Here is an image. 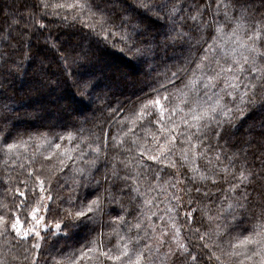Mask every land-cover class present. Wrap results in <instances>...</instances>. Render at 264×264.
<instances>
[{
	"label": "snow or ice",
	"instance_id": "6c2138e0",
	"mask_svg": "<svg viewBox=\"0 0 264 264\" xmlns=\"http://www.w3.org/2000/svg\"><path fill=\"white\" fill-rule=\"evenodd\" d=\"M61 7L79 8L81 16L84 10H87L89 18L94 23L86 24V27H90L93 31L98 29L97 35L103 37L104 43L110 44L113 48L119 46L120 51L127 54L132 62L141 67L146 66L149 71L153 66L159 67L165 61L172 62L171 65L165 64V67L176 70L171 72L170 78L166 73L164 83L150 89L149 94L157 93L156 98L147 100L130 123L135 127L137 121L148 120L160 125L163 135L159 138L154 136L153 141L162 142L159 143L155 154L147 156L150 161L165 162L175 147L177 136L173 133L179 125L175 124L172 118L177 115V110L183 113L181 123L185 129L179 133L186 138V147L182 152L183 159L188 160L189 150L193 155L197 149L202 153L215 151L216 164L213 165L212 161H209L207 174L197 176L198 169H190L191 176L187 172L177 171L175 183L166 181L175 190L171 195V200L175 204L169 207L168 211L175 212L177 218L183 216L194 238L199 241L205 240L206 237L211 239L207 231L201 232L203 218L199 220L196 218L195 213L199 209L194 205H199L204 200L214 203L218 198L219 210L214 218L219 221L216 225L217 235L223 231L224 235L230 237L229 247L232 251L225 253L220 245L215 243L212 245L205 243L202 247L196 244L195 247L200 249L199 253L195 249L190 251L191 245L180 244L173 247L165 238L166 232H160L155 247L151 245L136 247L140 243V237L137 235L132 238L135 244L125 243L119 249V255H113L111 249L104 250L103 244H100L97 249L85 246L80 256H76L75 259L63 257L62 260H58L57 256H62L63 249H57L56 243L67 237L57 236L51 228L42 233L39 229L45 217L37 218L35 214L37 209H33L29 214L32 217L31 222L27 219L24 221L26 224L31 223V227L27 229L21 228L19 217L11 220V214H7V218L0 215V238H5V245L14 241L13 251L21 249L26 254V264H77V261L86 258L94 251H98L99 256L117 264H162L160 249L165 245L167 250L162 255L168 264H201L205 250L210 251L209 262L215 260L224 264L221 256H228L235 257L233 264H264V118L259 123V131H257V123L253 121L246 129V133L237 135L240 125L244 122L241 117L247 119L246 113L255 111L257 106L264 109V12L260 11L264 9V0H258V6L256 0H163V2L162 0H108L103 7L96 4L95 0H85L84 4L75 6L51 4L49 0H31L26 15L13 11L10 16L7 13L5 16L11 20L9 28L19 27L20 21H24L29 27L37 29L32 35H37L38 32L39 36L47 40L51 32L45 36L43 30L46 25L41 21L49 15L59 14L57 11L50 12L49 9ZM146 16L155 17L160 22L159 25L148 26L144 20ZM24 30L26 31L27 27ZM53 47L56 45L53 44ZM74 51L76 50L65 49L62 54L61 58L65 61L66 68H71L73 64H78L79 68H87L96 59L90 47L87 50L81 49L75 56L72 55ZM201 51L202 54L197 56ZM9 60H12V53L0 51V101L6 99L11 102L15 97L2 95L5 81L11 76L12 82L8 86L12 87L18 78L23 77L26 81L29 77L28 68L24 67L22 62L12 60L9 64ZM189 68L192 69L191 75ZM70 74L75 76L73 94L50 99L47 103L55 110L66 113L73 124L79 117H83L84 122H87L84 112H80L77 106H91L90 110L93 106L97 110L107 107V104L111 103L109 93L101 88L100 74L95 71H73ZM156 79H160L159 74ZM177 84L180 85L179 88L176 87ZM36 85L33 87L38 93L43 87H49L51 90L48 77L36 81ZM168 89H171V92ZM161 91L164 92L163 97L159 95ZM162 99L171 105L167 109L169 114L167 122L166 110L161 104ZM29 106L34 107V112L27 114L35 115L37 119L47 111L43 105ZM10 107V104L0 103V111L8 110ZM151 107L159 113L155 121L151 120L152 116L156 115L155 112L149 111ZM108 111L113 112L111 108H108ZM113 114L120 116L123 114V109ZM166 123H171V129ZM12 132L13 129H8L4 136L5 142ZM109 135L110 130H105L103 141L100 136H96L92 140L96 147L93 148L92 144H89L87 153L78 152L75 157L68 156L67 152L61 153V145L56 144L55 150L49 152L48 157L45 158L47 162L57 156H67V159L59 160L56 172L64 171L70 161L74 171L81 173L79 180H73L77 189L81 183L85 186L94 185L83 200L79 195L73 194L74 190L69 185L63 186L69 189L67 203L70 207L56 209L59 219L54 227L57 231L61 228L70 231L84 220L93 222L97 213H100L101 217L109 216L111 223L118 221L127 223L124 216L112 214L124 212L132 216L136 211L133 204L138 197H133L131 193L137 189L129 187L128 181L132 177L126 171L131 162L120 158L123 154L121 148L124 142L118 141L113 145L108 139ZM245 135L250 138L245 139ZM59 138L64 139L63 136ZM135 143L134 139L133 144ZM16 146L18 145L6 143L9 152ZM146 154V150H142L140 158L135 161L137 167L144 169L145 175L148 172V165L143 159ZM86 155L94 158L86 159ZM221 156L226 157L228 161L222 167ZM78 161L83 162L85 167H80ZM101 166L105 168L103 179H99L97 175ZM171 167L176 168V163L172 162ZM121 171L125 172L123 176ZM28 174L34 175L35 170L29 169ZM160 175V172L156 173L157 177ZM36 179L40 183V193L43 194L45 192L43 181L39 176ZM198 181L206 183H198ZM48 191L50 193V189ZM93 193L95 199H88ZM19 195L25 196V192L21 191ZM57 199L61 204L65 202L60 197ZM47 200H52L50 194ZM77 201H80L82 210L73 211ZM84 201L87 203L85 204ZM225 201H227L226 205ZM40 202L44 203L43 195L40 196ZM144 203L149 204L151 201L145 200ZM44 207L45 212H51L50 203L45 204ZM181 208L189 210L181 213ZM137 216L143 219L140 213H137ZM163 219L161 217V220ZM208 219L213 220V217L209 216ZM195 223H199L201 227L193 228L192 225ZM127 226L130 232L133 227L140 229L142 224L128 223ZM148 227L156 232L155 225L151 224V217ZM172 227H176L175 222ZM237 230H240L237 236L232 237L231 234ZM13 232L15 235H12ZM90 232H95V224ZM101 235L103 236V233ZM120 239L123 241L124 237ZM220 239L223 240V236ZM29 240L32 241L31 244H28ZM233 240L235 242H232ZM211 248H217L220 255H217L216 251H211ZM238 248L243 251H238ZM45 253L47 255H44ZM0 264H8V262L0 258Z\"/></svg>",
	"mask_w": 264,
	"mask_h": 264
},
{
	"label": "trees",
	"instance_id": "16d2710c",
	"mask_svg": "<svg viewBox=\"0 0 264 264\" xmlns=\"http://www.w3.org/2000/svg\"><path fill=\"white\" fill-rule=\"evenodd\" d=\"M49 2L56 5L71 4L75 6L84 4L85 0H49ZM95 3L103 7L108 3V0H95ZM256 3L258 6V0H256ZM30 5L31 0H0V51L11 52L12 60L22 62L24 67L28 68L29 77L26 81L23 77H20L12 87H9V83L12 82V77L9 76L3 85L2 95L4 97L12 96L15 99L11 102L6 99L0 101V103L11 105L8 110L0 111V215L7 218V214H11V220L19 217L21 228L27 229L31 227V223L26 224L24 221L27 219L31 222L32 217L29 214L32 213L33 209H37V212L39 210L43 211L45 217L43 221L46 225H50L52 232L56 233L57 236L67 237L56 243L57 249H63L62 256H57L58 260H62L63 257L75 259L76 256H80L81 250L85 246L97 249L100 244H103L104 250L111 249L113 255H119V249L125 243L135 244V240L132 238L137 235L140 237V243L136 247L143 248L144 245L155 247L160 232H166L165 238L173 247L180 244L191 245L190 251L195 249L199 253L200 249L195 247L196 244H200L202 247L205 243L209 245L215 243L220 245L225 253L231 252L232 249L229 247L230 237L224 235L223 231L217 235L216 225L219 221L214 218L219 210L218 198L214 203L204 200L199 205H194L199 209L195 213L196 218L198 220L203 218V227L199 223L193 224L192 227H201V232L207 231L211 239L206 237L205 240L199 241L194 238L183 216L177 218L175 212L170 213L168 211L169 207L175 204L171 200V195L175 190L169 186V183L176 182L177 171L180 173L187 172L191 176L190 169H198L197 176L207 174L209 161L211 160L213 165L216 164L215 151L202 153L197 149L195 155H193L192 151L189 150L187 153L188 160L183 159L182 152L186 147V138L179 135V133L185 129L181 123L183 113L177 110V115L172 118L173 122L179 125L173 133L177 136L174 142L175 147L171 150L165 162L150 161L147 156L155 154L159 143L162 142L158 140L154 143L153 141L154 136L159 138L163 135L160 131V125L148 120L137 121L135 127L130 123L135 119L136 114L141 110V106L146 104L147 100L156 98L157 93L149 94L150 89L164 83L166 73L170 78L171 72L176 70L172 67H165V64L171 65L172 62L165 61L159 67L153 66L151 71L146 66L141 67V65L132 62L127 54L120 51L119 46L113 48L110 44L104 43L103 37L97 35L98 29L93 31L90 27L85 26L86 24H93L94 21L89 18L87 10H84L83 16H81V9L79 8L49 9L50 12L57 11L59 14L57 16L49 15L41 21L46 25L43 30L45 36H48V33L51 32V36L47 40L39 36L38 32L37 35H32L37 29L29 27L24 21H20L19 27L9 28L11 20L6 18L5 13L10 16L13 11H18L26 15L27 8ZM260 11L264 12V9ZM74 17L76 19H73ZM144 20L150 27L158 26L160 23L152 16H146ZM26 27L27 30L25 31ZM53 44L56 47H53ZM61 44L63 47H59ZM89 47L96 57L91 65L87 68H79L78 64H73L71 68L65 67V61L61 58L65 49H75L76 51L72 52V55L75 56L76 52L81 49L87 50ZM201 54L202 51L197 53V56ZM12 60H9V64L12 63ZM30 62L31 66L29 67ZM73 71H95L100 74L101 88L109 93L111 101L110 104H107V107L99 110L95 106L90 110L91 106L78 105L79 111L84 112V116L87 117V122H84L83 117H79L75 124L70 121L66 113L55 110L47 103L50 99L73 94L75 91L73 84L75 76L70 74ZM188 71L191 75L192 69L189 68ZM157 74H159V80L156 79ZM45 77H48L51 90H49V87H43L38 93L33 86L36 85V81H42ZM36 87H39V85H36ZM176 87L179 88L180 85L177 84ZM168 91L171 92V89H168ZM159 95L163 97L164 92H159ZM18 104L23 106H16ZM36 104L43 105L47 109L39 119L35 115L27 114L34 112V107L29 105ZM161 104L166 110L165 119L167 122L169 115L167 109L171 105L163 99ZM181 107H183L182 104ZM108 108H111L113 112H109ZM121 109H123L122 115L115 116L113 114ZM149 111L156 113L151 118L152 121H155L159 113L156 112L154 107L149 108ZM246 115L247 119L241 117L244 122L240 125V131L237 132L238 136L246 133V129L253 121L257 123V131H259V123L264 118V109L257 106L255 111H250ZM166 126L171 129V123H166ZM10 128L13 129L12 135L5 142L4 136ZM105 130H110L108 139L111 144L115 145L118 141L124 142L121 148L123 154L120 158L131 162L126 171L132 177L128 181L129 187L137 189V191L131 193L133 197H138L133 204L136 211L133 212L132 216H128L124 212L112 214L124 216L127 223L119 221L111 223L109 216L101 217V214L97 213L93 222L84 220L70 231L63 228L57 231L52 227L59 219L56 209H68L70 207L67 203L69 189L63 186L65 184L69 185L74 190L73 194L79 195L83 200V197L94 185L85 186L81 183L79 189H77L73 180H79L81 173L74 171V166L70 161L65 166L64 171L56 172L59 160L67 159V156H57L47 162H45V158L48 157L49 152L55 150L56 144H60V152H67L68 156L75 157L78 152L87 153L89 144H92L93 148L96 147L92 143L96 136H100L101 141H103ZM18 133H22V135H18ZM70 135L71 138H69ZM60 136H63L64 139L61 140ZM248 138L250 137L245 135V139ZM134 139L136 140L135 144H133ZM6 143H13L18 146L9 152L6 149ZM20 144L23 146H19ZM128 149H131V151H128ZM142 150H146L147 153L143 157L145 164L148 165L147 175H145L144 169L137 167L135 163L140 158ZM257 155H259V152H257ZM85 158L91 159L94 157L86 155ZM220 159L221 167L228 162L224 156H221ZM172 162L176 163V168L171 167ZM78 165L85 167L83 162L80 161H78ZM29 169H34L35 174L29 176ZM157 172L161 173L159 177L156 176ZM104 173L105 168L101 166L97 174L98 178L103 179ZM124 174L125 172L121 171V175ZM37 176L43 181V188L45 189L43 194L40 193V183L36 179ZM181 178L183 177L181 176ZM166 181L169 183H166ZM198 183L206 182L198 181ZM21 191L25 192V196L19 195ZM49 194L52 196L51 201L47 200ZM41 195L44 196V203L40 202ZM57 197L64 199L65 202L61 204ZM88 199H95V193ZM145 200H150L151 203L145 204ZM49 203L52 209L50 213L45 212L44 207L45 204ZM84 203L86 204L87 201H84ZM226 204L227 201H225ZM18 205L19 207H17ZM79 210L82 209L80 201H77L73 211ZM188 210L181 208L180 212L183 213ZM137 213H140L143 219L138 217ZM209 216L213 217V220H209ZM134 217L136 218L134 219ZM149 217H151V224L155 225V233L152 228L148 227ZM161 217L164 219L161 220ZM169 217L172 219H169ZM173 222L176 224L175 228L172 227ZM93 223L95 224V232H90L94 227ZM128 223H141L142 227L140 229L133 227L129 232ZM105 224L107 226H103ZM177 228L179 229L178 232ZM45 231L47 229L41 232ZM239 231L233 232L231 236H237ZM101 233H103V236ZM12 235H15V233L13 232ZM221 236H223V240L220 239ZM121 237H124L123 241L120 239ZM4 239L0 238V258L6 260L8 264H26V254L21 249L13 251L12 244L15 242L11 241L5 245ZM31 243L32 241L29 240L28 244ZM166 250L167 245L160 249L162 264H168L162 255ZM237 250L243 251L239 248ZM211 251H216L217 255H220L217 248H211ZM44 255H47V253ZM209 255L210 251L205 250L201 257V264H221V262L215 260L209 262ZM234 260L235 257L221 256V261L224 264H233ZM77 264H117V262L109 261L106 257L99 256L98 251H94L89 253L86 258L77 261Z\"/></svg>",
	"mask_w": 264,
	"mask_h": 264
},
{
	"label": "rangeland",
	"instance_id": "374dc122",
	"mask_svg": "<svg viewBox=\"0 0 264 264\" xmlns=\"http://www.w3.org/2000/svg\"><path fill=\"white\" fill-rule=\"evenodd\" d=\"M41 212H42V213H41ZM36 216H37V218H39L40 216H43V211H40V210H39V211L37 212ZM45 225H46V224L44 223V221H42V222H41V227H40L39 230H40V231H44L45 229L51 228L50 225L47 224L46 227H45ZM52 227L55 228L54 226H52Z\"/></svg>",
	"mask_w": 264,
	"mask_h": 264
}]
</instances>
